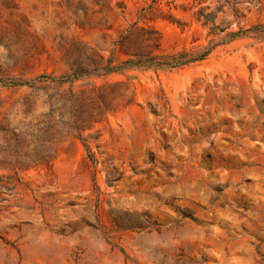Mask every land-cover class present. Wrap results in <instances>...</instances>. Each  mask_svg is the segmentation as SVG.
I'll use <instances>...</instances> for the list:
<instances>
[{"label": "rangeland", "instance_id": "rangeland-1", "mask_svg": "<svg viewBox=\"0 0 264 264\" xmlns=\"http://www.w3.org/2000/svg\"><path fill=\"white\" fill-rule=\"evenodd\" d=\"M259 25L264 0H0V264H264Z\"/></svg>", "mask_w": 264, "mask_h": 264}, {"label": "trees", "instance_id": "trees-1", "mask_svg": "<svg viewBox=\"0 0 264 264\" xmlns=\"http://www.w3.org/2000/svg\"><path fill=\"white\" fill-rule=\"evenodd\" d=\"M211 20H212V18L206 19L207 22H210ZM251 31L264 36V26L259 25V26L253 27L251 29ZM238 33H242V32H238ZM236 35L237 34H233V36H236ZM156 59H157V57H149L146 60H137V61L128 62V63L133 67H144V68L157 67L159 65H165L169 68H176V67H180V66H183L186 63H188V61L184 60V58L175 57V56L168 58L169 59L168 62H164L161 64H156V62H154ZM116 71H117V68L112 67L110 65L106 66V68L103 69V72L105 74L115 73ZM82 145H83L84 149L86 150V152L88 153V158H89L90 163L96 164V159L94 158V156L90 152L89 147L84 142H82ZM118 227L121 229H132L135 227L142 228L144 226L142 223L140 224L139 222H135V223L134 222H126V223L120 224V226L118 224Z\"/></svg>", "mask_w": 264, "mask_h": 264}]
</instances>
